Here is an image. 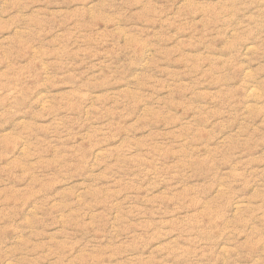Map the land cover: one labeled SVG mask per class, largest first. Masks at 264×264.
<instances>
[{
	"label": "rangeland",
	"instance_id": "obj_1",
	"mask_svg": "<svg viewBox=\"0 0 264 264\" xmlns=\"http://www.w3.org/2000/svg\"><path fill=\"white\" fill-rule=\"evenodd\" d=\"M0 264H264V0H0Z\"/></svg>",
	"mask_w": 264,
	"mask_h": 264
}]
</instances>
